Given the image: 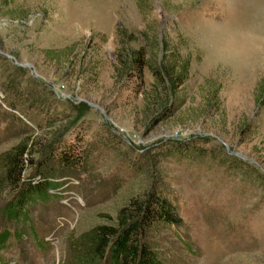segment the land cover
Instances as JSON below:
<instances>
[{
	"label": "rangeland",
	"instance_id": "rangeland-1",
	"mask_svg": "<svg viewBox=\"0 0 264 264\" xmlns=\"http://www.w3.org/2000/svg\"><path fill=\"white\" fill-rule=\"evenodd\" d=\"M141 48L189 63L167 118L152 70L120 60ZM77 137L85 168L60 170L52 147ZM22 140L26 181L46 163L57 185L18 220L23 186H0V264H76L83 233L151 190L182 220L147 233L163 264H264V0H0V155Z\"/></svg>",
	"mask_w": 264,
	"mask_h": 264
},
{
	"label": "trees",
	"instance_id": "trees-1",
	"mask_svg": "<svg viewBox=\"0 0 264 264\" xmlns=\"http://www.w3.org/2000/svg\"><path fill=\"white\" fill-rule=\"evenodd\" d=\"M146 54L144 48H141L132 51L125 59L121 56L120 60L124 62V67L128 71L138 75H142L146 67L152 70L155 81L145 95L146 102L150 106L148 109L153 112L164 110L162 116L167 118L174 114L167 104L185 84L189 73V63L184 62L177 66V64L166 65L165 62H161L159 65H154ZM12 93L23 97L22 91L16 87ZM150 94L153 98L148 97ZM185 103L186 101H183L180 107ZM10 104L13 109H16L18 103L11 101ZM18 119L21 120L20 117ZM50 125L53 123L48 126ZM69 142L56 143L51 149L49 159L58 161L57 167L63 171L74 167L84 169L85 160L91 152L90 147L83 146L79 137L75 138L73 143ZM183 144L186 146L183 150L188 155L210 154L205 144H201L197 139H190ZM31 145L29 141L22 140L0 155L3 165L0 186L14 191L23 186L22 190L18 191L17 202L10 209V216L15 220L25 217L32 201L46 199L48 195L55 194L52 186L57 185L53 177L47 173V171H53L55 167L50 166L53 170H47L46 163L39 167L38 175L26 181L27 163L28 161L33 163L32 155L35 152V143L32 147ZM45 147L47 150L50 145ZM40 168L43 169L40 170ZM37 176L40 181L37 180ZM175 210H177L176 207H172V204L168 203L156 190H151L143 199L133 198L128 205L120 209L117 223L98 224L82 234L83 243L80 247L73 246L76 264H163V259L155 246L148 240L147 233L159 224L180 225L182 220L175 217Z\"/></svg>",
	"mask_w": 264,
	"mask_h": 264
}]
</instances>
